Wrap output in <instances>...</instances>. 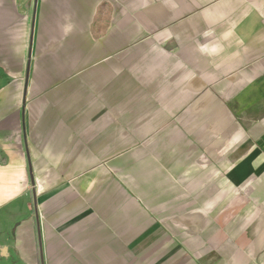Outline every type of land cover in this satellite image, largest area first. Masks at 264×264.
Instances as JSON below:
<instances>
[{
    "label": "crops",
    "instance_id": "0c3cea01",
    "mask_svg": "<svg viewBox=\"0 0 264 264\" xmlns=\"http://www.w3.org/2000/svg\"><path fill=\"white\" fill-rule=\"evenodd\" d=\"M0 264H264V0H0Z\"/></svg>",
    "mask_w": 264,
    "mask_h": 264
}]
</instances>
